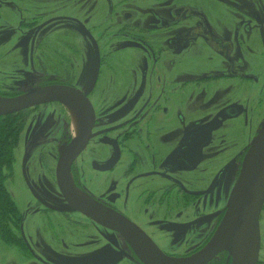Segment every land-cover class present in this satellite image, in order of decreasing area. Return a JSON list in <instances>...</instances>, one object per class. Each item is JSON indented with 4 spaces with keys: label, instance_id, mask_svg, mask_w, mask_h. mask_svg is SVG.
<instances>
[{
    "label": "flooded vegetation",
    "instance_id": "flooded-vegetation-1",
    "mask_svg": "<svg viewBox=\"0 0 264 264\" xmlns=\"http://www.w3.org/2000/svg\"><path fill=\"white\" fill-rule=\"evenodd\" d=\"M210 1L220 0L168 3L164 16L145 13L144 20L124 25V34L114 31L112 20V34L100 40L93 15L103 11L115 19L116 0H0V59L5 64L11 48H22L24 67L17 74H25L24 89L3 92L14 98L64 87L82 99L78 106L48 100L2 115L11 116L18 135L5 188L29 193L22 204L14 200L22 214L13 225L16 251L6 264L96 255L97 262L86 264H149L138 241L114 224L119 218L168 257L187 261L209 245L249 144L264 127V25L254 35L257 67L246 74L242 50L208 15ZM121 17L133 15L123 10ZM242 26L237 20L233 27L239 39ZM116 35L129 39L116 41ZM71 108L78 116L76 133ZM80 137L82 147L69 157L61 180L85 210L94 209V217L74 209L58 182L60 154ZM44 212L63 218L53 222L39 216ZM67 215H77L75 222ZM26 216L40 221L34 219L25 233ZM88 225L95 234L90 245L104 242L105 248L84 250L80 231ZM261 239L259 233L255 264H264ZM203 264H231V256L219 251Z\"/></svg>",
    "mask_w": 264,
    "mask_h": 264
},
{
    "label": "water",
    "instance_id": "water-1",
    "mask_svg": "<svg viewBox=\"0 0 264 264\" xmlns=\"http://www.w3.org/2000/svg\"><path fill=\"white\" fill-rule=\"evenodd\" d=\"M77 93L74 89L50 87L10 99H0V116L48 100L68 101L78 106L81 104L82 99ZM81 145L82 140L80 137L66 152L60 154L57 164L58 182L68 201L73 204L74 209H80L94 217V209L92 208L91 212L85 210L80 204L82 201L70 191H66L63 187L64 181L61 180L62 174L64 175L65 171L68 170L69 159L79 152ZM232 193V199L227 204L226 213L209 245L200 255L187 261L164 255L147 236L145 237L142 233H139V230L127 220L119 218L116 223L113 222L114 220H111V222L128 232L132 239L135 238L138 241L137 243L148 254L149 264H203L219 251L229 253L231 264H244V253L249 233L255 235L252 262L255 264L259 250L258 218L264 202V127L249 144Z\"/></svg>",
    "mask_w": 264,
    "mask_h": 264
},
{
    "label": "rangeland",
    "instance_id": "rangeland-1",
    "mask_svg": "<svg viewBox=\"0 0 264 264\" xmlns=\"http://www.w3.org/2000/svg\"><path fill=\"white\" fill-rule=\"evenodd\" d=\"M117 1V15L116 18L113 19L112 17L109 16L108 13H104L103 11H101V14L96 13L95 15H93L92 21L96 22V25L94 26V30L93 33L95 35H98V38H100V40H108L109 35L112 34V29L109 27H113L112 24V20L115 21V30L117 32V34H119V32H122V34L125 33L124 30V25L126 24H132L134 22H136V20H144V14L147 13L146 15L149 17L150 14L157 12L159 15L164 16L163 13V8L168 4V3H174V2H179L182 0H128V4H126L125 6H120L118 5L122 0H116ZM211 2V7L207 9L208 15L211 19V21L213 22L214 25L217 26V28L219 29V32L222 31L221 33L227 35L232 42H234L235 45V50H237L238 48H240L242 50V54L244 56V60L246 62L245 65V73L246 74H250L252 71V68H256V62L254 60V56H255V45L253 44V42H255V32L257 31L256 26L258 24L264 25V0H220V1H210ZM120 10H128L130 11V13L133 15V17L128 20V21H124L121 17V12ZM87 16V14L85 15V17ZM258 17L260 18V20H258ZM240 21L242 23V30L240 31L243 35V39H239V37L237 35H235V32L233 30L234 24L236 21ZM249 26L250 30L246 31L244 29V26ZM262 31H264V29H262ZM1 33V31H0ZM77 37H75L78 41H83L82 36L80 34H78L77 32L74 33ZM104 35L106 37H104ZM132 35V34H131ZM124 37V36H123ZM121 37L116 35L115 36V40H128L129 38L126 37ZM20 38V36H14L13 39L14 40H18ZM84 41H86V39L84 38ZM238 41L240 42V45H238ZM1 42V40H0ZM15 44V43H14ZM12 44V46L14 45ZM2 44L0 43V57H2V53H4L5 50L2 49ZM242 48H241V47ZM24 50L22 48H18L14 46V48H11V52L7 55L8 56V60H4L5 64L2 62V60L0 59V99H10V97H8L7 93H4L6 91H10V92H14L15 90H17L18 88L24 89V83L22 82L23 80V76L24 75H18L17 73H19L18 69L20 67H24L23 61L20 59L21 56L23 55ZM22 54V55H21ZM6 56V55H5ZM206 57V56H204ZM207 58V57H206ZM17 59L19 60L17 62ZM264 59V56H263ZM210 61H216L215 56H213L212 59H210ZM213 62V63H214ZM17 63V65H16ZM264 63V62H263ZM221 63H219L218 65H220ZM5 81V83H3L2 81ZM18 84V85H17ZM14 85L18 86L17 88H14ZM253 88V87H252ZM4 91V92H3ZM10 190V195L12 197V200L18 202L19 204H22L24 202V199L26 198V196H28V194H25L23 192H14V189L10 186L9 187ZM232 195L233 193L229 194V198H228V203L231 201L232 199ZM14 201L15 205L16 202ZM29 202H34L30 195H29ZM227 203V204H228ZM30 206V205H29ZM34 206V205H33ZM17 210L19 212V214H22L20 212L19 207L16 205ZM21 208V207H20ZM33 208H30V210H32ZM26 211V210H25ZM25 211L23 213V215L25 214ZM43 215H39L41 217H48L53 219L56 218H63L61 216V214L58 213H54V212H44L42 213ZM19 216V215H18ZM64 216V215H63ZM35 217V218H34ZM26 216V219H23V225L25 227V233L27 232V225L30 224L34 219L36 220V222L39 223V219L37 220L36 216ZM77 215H67V217L65 216V218L68 221H73L75 222L74 218H76ZM9 220V218H8ZM5 221V220H4ZM8 226L12 227L13 229V225L11 223V220H9L8 222ZM258 229H259V233L261 236V240L262 243L264 244V207H263V211L261 213L260 216V222L258 224ZM93 228L91 226H87L86 230L84 231H80L83 234V237H85L82 247L84 248V250H88L86 251L87 253H91L93 251V247H98L100 246V248H105V244L104 242L101 243H95L93 242L91 245L90 243L92 241H94L95 238V234L94 231H92ZM252 237H253V254H252V262H253V255H254V248H255V235L252 233ZM196 242V241H193ZM95 244V245H94ZM94 245V246H93ZM2 248V249H1ZM4 248V249H3ZM179 249H177V252H182L184 250V247H177ZM99 249L98 252L101 250ZM16 251V246L14 245V243L10 242L8 240V242H6L5 240L3 241L0 238V264L4 263L6 264L7 261H10L11 258H9L8 256L11 255L10 252ZM44 254V253H43ZM46 255V254H45ZM48 256V255H46ZM190 256V255H189ZM45 257V256H43ZM100 255H96L93 257H71V256H64L63 262L59 261V257L58 258H53V257H46L48 259L51 260L52 263L55 264H59L61 262L62 263H67V262H77L76 264H86L88 262H97L95 260V258H99ZM107 257V256H106ZM105 258V257H104ZM251 262V264H253ZM124 263H126L124 261Z\"/></svg>",
    "mask_w": 264,
    "mask_h": 264
},
{
    "label": "trees",
    "instance_id": "trees-1",
    "mask_svg": "<svg viewBox=\"0 0 264 264\" xmlns=\"http://www.w3.org/2000/svg\"><path fill=\"white\" fill-rule=\"evenodd\" d=\"M18 141L16 127L11 116H0V238L13 243V229L8 222L17 221L19 212L11 195L5 188L7 174L12 171L14 148ZM9 218V220H8ZM5 220V221H4Z\"/></svg>",
    "mask_w": 264,
    "mask_h": 264
},
{
    "label": "bare ground",
    "instance_id": "bare-ground-1",
    "mask_svg": "<svg viewBox=\"0 0 264 264\" xmlns=\"http://www.w3.org/2000/svg\"><path fill=\"white\" fill-rule=\"evenodd\" d=\"M71 110H72L71 111L72 112L71 127L74 130V132L76 133L77 130H78V126H79L78 116H77V112L75 111V109L71 108ZM73 191L80 198H84L85 200L87 199L86 197H84L83 195H81L76 189L73 188ZM86 201H88V199ZM252 254H253V237H252V233H249V235L247 237L246 248H245V253H244V260H243V263L244 264H251V262H252ZM147 260L149 261L150 259L147 257Z\"/></svg>",
    "mask_w": 264,
    "mask_h": 264
}]
</instances>
